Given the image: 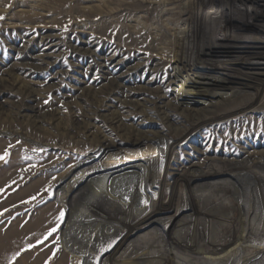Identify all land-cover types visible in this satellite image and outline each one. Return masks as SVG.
<instances>
[{"label":"rangeland","instance_id":"rangeland-1","mask_svg":"<svg viewBox=\"0 0 264 264\" xmlns=\"http://www.w3.org/2000/svg\"><path fill=\"white\" fill-rule=\"evenodd\" d=\"M41 1L0 0V82L8 77L7 83H11L16 78L34 89L32 101L17 91L3 89L0 93V105L5 109L0 113V264H264V218L259 214L263 209L245 197L241 203H236V211L233 205L225 207L230 188L222 183L207 184L203 180L197 183L200 178L179 182L180 189L196 192L201 201L209 200L212 211L208 212H213L212 218L220 220L222 217L221 220L229 221L221 227L212 226L215 224L208 218L204 206L186 205L185 210L179 209L175 218L182 220L181 217L185 216L189 225L183 223L182 231L174 236L171 230L167 233L168 224L160 223L167 219L166 214L154 210V200L151 202V197L143 196L147 191L155 192V188H150L149 182L147 185L134 169L122 162L115 168H126L120 177L97 178L93 190L80 195L71 188L73 200L77 198L78 204L71 206L60 200L61 189H65L73 177L85 178L87 173H92L95 164L76 166L85 160L96 144L82 131L72 129L71 118L77 117L79 123L88 121L89 130H95V135L104 130L112 137L116 136L102 117L95 114L96 106L91 103L89 94L94 92L101 98L105 84L109 85V79L117 73L123 76L126 86L136 87L147 78L152 84H158L161 76L172 72L173 66L181 69L180 77L183 78L188 73L196 74L202 65L210 66L214 59L198 63L197 55L189 56V47L175 52L174 45H163L159 41L152 43L156 31L152 29L157 27L152 16L142 18L145 16L142 11L147 8L136 12L131 10L136 0L127 1V5L121 0H96L85 4L69 0L57 14L45 12L54 10L55 6L45 1L39 11H32L37 15L32 18L24 16L20 20V12H30L31 6H39ZM91 8L98 9L89 11ZM108 22L112 25L105 24ZM136 22L146 29L135 32L132 27ZM47 35L51 39L40 43ZM190 45L194 49L198 47ZM34 56L39 57L35 60ZM152 60L158 67L150 77ZM210 69L215 68L210 66ZM259 74L262 78L254 81L257 85L264 79V71ZM167 94L171 95L172 90L168 89ZM106 100H109L111 110H103L100 115L112 118L116 113L117 99L108 97ZM29 104L35 105L37 113L47 115V119L41 121V130H35L28 122L30 118L27 119L26 115L32 114L25 107ZM19 111V116L24 119L15 118ZM126 112H120L127 117L122 118L123 123L139 120L136 114ZM160 124L157 120L145 121L140 127L158 129ZM236 124H245L244 130L240 126L236 128ZM64 129L69 132L67 135ZM200 133L196 147L206 154L204 158L216 154L241 156L243 150H264V119L231 120L219 124L215 130L207 128ZM167 142L158 144L165 154L160 155L163 162L159 168L157 166L154 181V185L163 184L158 191L161 201L170 196L172 178L164 176V171L172 161L186 163L199 159L193 150L189 156L177 147L169 150ZM204 158H200L201 161L211 166ZM239 161L243 162V157ZM253 165L257 172L264 174L262 166L256 162ZM66 174L71 175L62 184L61 176ZM93 198L98 200V208L88 205ZM138 200L146 206H135ZM168 222L173 229L176 220ZM130 223L132 228L138 227L143 233L137 231L126 239L125 234L117 233V227L131 226ZM207 224L211 225L204 230ZM125 239L126 248L117 243ZM260 246L262 251L258 250Z\"/></svg>","mask_w":264,"mask_h":264},{"label":"bare ground","instance_id":"bare-ground-1","mask_svg":"<svg viewBox=\"0 0 264 264\" xmlns=\"http://www.w3.org/2000/svg\"><path fill=\"white\" fill-rule=\"evenodd\" d=\"M45 1L49 4H55L54 10L47 9L46 11H41L47 13L53 11L57 14L61 6L67 4L69 0H42L39 6H31L30 12H20V20L24 16L25 18H32L37 15V13L32 11H37L39 7L45 6ZM93 1L96 0H77V2H82V4ZM121 1L127 5V1L130 0ZM130 8L133 12L147 8V10L142 11L146 16L142 18L149 19L150 16L153 17V23L158 29L154 28L152 30L158 32L155 31L153 33L152 43L159 41L163 45H174L176 48L175 52H181L184 47H189L191 50L189 56L192 58L197 55L198 63H204L205 61L208 63V61L214 59V62H210V66L215 68V72L210 69V66L205 64L201 66L196 74L194 72L188 73L181 78V69L178 70L176 66H173L172 72L167 76H161L158 84H152V81H149V78H147L136 87L124 85L123 76L117 73V75L109 79V85L106 86L105 84L102 90L104 95L101 98L97 97V93L93 92L91 95L89 94L92 98L91 103L96 106L94 109L95 114L100 118L102 117L103 122L110 128V131L116 133V136L112 137L113 135L108 134L104 130L95 135V130L94 132L89 130L90 124L88 121H83L82 119L83 122L79 123L77 117L71 116L72 129L82 131L87 138L91 137L94 139L96 144L94 149L90 150L85 160L76 166L92 162L95 164L92 166V173H87L88 175L85 178L80 176V178L73 177L65 185V189H61L63 192L59 195L60 200L64 204H70L71 206L78 204L76 202L77 198L73 200L70 192L71 188L74 189L75 194L80 195L93 190V183H95L97 178L106 180L111 175L120 177V174L125 173L126 168H118L117 170L115 168L122 162L129 166L130 169H134L147 185L149 182L150 188H155V192L147 191L143 196L151 197V202L154 200L153 205H156L154 210L156 209L157 212H164L166 214L167 219L160 223L168 224L167 230L169 229V231L167 233L169 234L171 230L173 236L177 232L182 231L181 226L183 223L187 222L189 225V222L184 220L185 216L181 217L183 218L182 220L175 218L179 209L181 208L183 211L186 205L193 206L195 203V205L204 206L207 209L208 218L215 224L212 226L221 227L223 223H228L229 221H226L227 219L221 220L222 217L220 220L212 218L213 212H211L209 200L205 202L201 201L196 196V192L179 188V182L189 178H200V180H197V183H201V180L207 184L213 182L217 184L222 183L223 186L230 188V194H227V200L224 202L225 207L230 206L231 208L233 205L232 207L236 211V203L240 202L244 197V199L250 198V200L255 202V205L263 209L259 214L264 218V174H260L253 167V163L256 162L264 169V150H243L241 156L216 154L212 158H204L206 154L201 152L203 150L200 151L196 147L198 146L200 131L204 129L210 128L211 130H215L219 124L231 120L239 122L241 119L244 121L253 118L256 121L264 119V79L258 85L254 83L255 80L262 78L259 73L264 71V0H136ZM82 9L83 11L85 10V8ZM97 9L91 8L89 11L96 12ZM166 16L171 18L164 19ZM136 23L132 27L135 32L146 29L141 24L138 25V22ZM105 24L112 25L110 22ZM147 28L151 30L150 27ZM49 39L51 37L47 35L44 41L41 38L40 43L48 42ZM49 43H52V41L50 40ZM49 43L46 44L48 45ZM190 43L195 44L201 50H198V47L192 48L193 46ZM200 52H202V57ZM38 57L34 56L33 58L36 60ZM136 60L138 62L141 61L140 59ZM157 67V62L152 60L150 64L151 72H149L148 76L151 77V74L157 70ZM132 68H129V70H132ZM10 76L13 78V74H10ZM7 78L2 79L0 82V93L3 92V89L12 92L17 91V93L19 92L28 97L30 101L33 100L32 94L34 89L32 90L27 83L22 84V81L16 78V80L12 79L11 83H7L10 80ZM168 89L172 90L171 95L167 94ZM108 97L117 99L116 113H114V116L112 115V118L100 115L101 111H106L110 108V105H108L109 100H106ZM83 102L85 103V100ZM26 106L25 108L32 114L30 116L29 114L26 115L27 119L30 118L28 122L35 130H41L43 127L41 126V121L45 118L47 119V115L40 112L37 113L35 105L29 104ZM7 107L9 108V106ZM124 110H127L126 113L131 112L136 114L135 116L139 120L131 124L123 123L122 118L126 116L124 115L125 113L122 114L120 112ZM4 111V107L0 105V113L2 114ZM17 113L19 114L15 115V118L20 117L24 119V116H19L21 114L20 111ZM54 118L56 119L57 117ZM155 120L161 123L160 127H157L158 129L150 127L151 129L145 130L140 127L145 121L150 123ZM235 126L236 128L240 126L241 130L245 128V124H236ZM165 129L166 131H164ZM247 129L250 128L247 127ZM64 132L65 135L69 133L65 129ZM166 142L169 150L172 151L173 147H177V150L183 151L186 156H189L190 151L193 150L197 154V159H199L197 162H194L192 159H186V163L183 161H172V164L164 171V176L172 178L170 196L165 201H161L159 200L160 193L158 191L161 190L163 184L160 185L158 183L154 185V181L157 177V166L159 168L163 162L160 155L165 154V150L158 148V144H165ZM194 143L196 145H193ZM242 157L243 162L239 161ZM200 158H204L210 162L211 166L207 162L201 161ZM168 170L170 171L166 175ZM70 175L61 176V183H65ZM245 182L249 184H245ZM248 202L250 203V201ZM224 204H220L219 206H224ZM88 205L92 208H98V200L96 201L93 198ZM135 206L145 207L146 205L141 200H138ZM208 210L211 211L208 212ZM201 216L203 217L204 215ZM169 217L170 219H168ZM172 219L176 220L173 229L172 227L170 228L171 225L168 222V220L171 221ZM77 221H80V219L78 218ZM154 221H157V219H154ZM210 225L207 224L204 230L208 229ZM237 225L238 223L234 227L236 228ZM137 231L142 232L140 228H132V225L129 226V224L117 227V233H121L120 235L125 234L126 239L132 234H136ZM153 236L156 237L157 235L154 234ZM126 239L124 241L118 240L117 243L126 248L128 246ZM258 250L262 251L263 248L260 246Z\"/></svg>","mask_w":264,"mask_h":264},{"label":"snow or ice","instance_id":"snow-or-ice-1","mask_svg":"<svg viewBox=\"0 0 264 264\" xmlns=\"http://www.w3.org/2000/svg\"><path fill=\"white\" fill-rule=\"evenodd\" d=\"M0 18H2V17H0Z\"/></svg>","mask_w":264,"mask_h":264}]
</instances>
